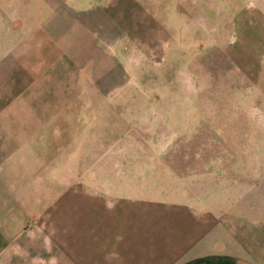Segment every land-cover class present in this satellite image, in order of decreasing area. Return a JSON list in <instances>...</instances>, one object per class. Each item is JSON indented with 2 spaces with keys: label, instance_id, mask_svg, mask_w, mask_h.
I'll return each instance as SVG.
<instances>
[{
  "label": "crops",
  "instance_id": "crops-1",
  "mask_svg": "<svg viewBox=\"0 0 264 264\" xmlns=\"http://www.w3.org/2000/svg\"><path fill=\"white\" fill-rule=\"evenodd\" d=\"M232 1L0 0V264H264V206L120 197L58 175L63 144L78 156L73 95H108L137 48L234 45L183 34L219 25ZM65 60L73 90L61 86Z\"/></svg>",
  "mask_w": 264,
  "mask_h": 264
},
{
  "label": "rangeland",
  "instance_id": "rangeland-1",
  "mask_svg": "<svg viewBox=\"0 0 264 264\" xmlns=\"http://www.w3.org/2000/svg\"><path fill=\"white\" fill-rule=\"evenodd\" d=\"M214 17L219 25L184 37L191 44L200 38L234 45L137 48L136 56L120 62L126 73L111 72L116 75L107 80L108 95H73L79 140L72 151L78 156L70 159L63 144V187L75 178L106 194L195 205L242 198L254 214L262 212L264 0L232 1L231 9ZM62 71L63 90L75 89V68L65 60ZM77 86H89V80L79 73ZM219 155L237 158L215 159ZM222 164L227 168L220 173L215 167Z\"/></svg>",
  "mask_w": 264,
  "mask_h": 264
}]
</instances>
